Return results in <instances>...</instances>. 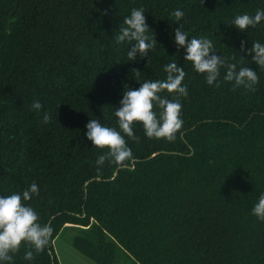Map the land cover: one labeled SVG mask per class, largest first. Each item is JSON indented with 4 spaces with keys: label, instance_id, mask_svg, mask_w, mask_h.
Listing matches in <instances>:
<instances>
[{
    "label": "trees",
    "instance_id": "16d2710c",
    "mask_svg": "<svg viewBox=\"0 0 264 264\" xmlns=\"http://www.w3.org/2000/svg\"><path fill=\"white\" fill-rule=\"evenodd\" d=\"M133 8L145 9L157 43L129 61L130 43L115 36ZM260 9L264 0H0V195L35 182L39 195L25 203L53 228L33 260L22 245L12 264H60L53 240L71 225V245L92 264H264V221L252 214L264 193V68L241 52V41L264 44V21L245 31L230 25ZM179 26L257 71L256 91L234 89L225 68L220 86H209L177 49ZM172 61L188 88L176 139H149L137 122L139 141L125 136L127 166L98 167L107 149L92 146L86 124L119 130L124 89L165 79ZM37 99L39 111L30 107Z\"/></svg>",
    "mask_w": 264,
    "mask_h": 264
},
{
    "label": "clouds",
    "instance_id": "9594fccd",
    "mask_svg": "<svg viewBox=\"0 0 264 264\" xmlns=\"http://www.w3.org/2000/svg\"><path fill=\"white\" fill-rule=\"evenodd\" d=\"M204 2V0H203ZM173 15L175 21H179L184 13L176 10ZM264 21V9L257 10L255 14H238L230 22L240 31L255 27ZM146 22L145 9L133 8L130 15L126 16L115 36V42L121 44L129 42L127 52L129 61H135L137 56L146 57L151 49L155 48L157 40L150 37ZM174 41L177 49H184L185 61L191 62L193 69L205 76L209 86H220L219 77L221 69L225 68L223 80L234 82V89L243 86L249 91L255 92V85L259 83L257 71L248 66L237 67L235 63L228 62L223 55H217L213 42L207 37L192 36L181 30L174 29ZM241 52L251 55L259 68H264V44L253 41L250 48L246 47V41H241ZM136 76H140L141 70L133 69ZM167 73L165 79H144L139 88L124 89L120 107L115 109L118 119V128L102 124L100 120L90 119L86 124L85 136L92 142V146L107 151L98 155L95 163L102 167L106 161L115 163L119 167H126L133 159V153L128 146L125 136L138 142L133 125L141 123L144 133L149 138L166 139L172 142L176 134L183 126L181 118L182 103L180 98L188 96L187 85L183 80L187 73L184 68L178 66L175 61L165 65ZM172 94V98L161 93ZM31 109L39 111L43 108L40 100L31 103ZM159 109V112L156 109ZM51 116L45 112L42 123L47 124ZM33 195H39V187L33 182L23 192H12L10 195H0V264H12L13 254L19 252L22 245H27L29 250L25 252L24 259L33 260L34 252H42L49 244L53 228L50 223L41 224L37 211L25 203L32 199ZM252 214L264 221V193H261L258 202L252 208Z\"/></svg>",
    "mask_w": 264,
    "mask_h": 264
},
{
    "label": "rangeland",
    "instance_id": "374dc122",
    "mask_svg": "<svg viewBox=\"0 0 264 264\" xmlns=\"http://www.w3.org/2000/svg\"><path fill=\"white\" fill-rule=\"evenodd\" d=\"M76 230L73 225L66 227V229L63 228L53 240L55 253L60 264H92L90 260L81 255L70 243V237Z\"/></svg>",
    "mask_w": 264,
    "mask_h": 264
}]
</instances>
